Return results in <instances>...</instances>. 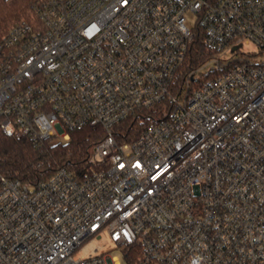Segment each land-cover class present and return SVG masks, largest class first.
Returning a JSON list of instances; mask_svg holds the SVG:
<instances>
[{
    "label": "built area",
    "instance_id": "1",
    "mask_svg": "<svg viewBox=\"0 0 264 264\" xmlns=\"http://www.w3.org/2000/svg\"><path fill=\"white\" fill-rule=\"evenodd\" d=\"M83 127L89 167L0 172V264H264V0H32L0 37V130Z\"/></svg>",
    "mask_w": 264,
    "mask_h": 264
},
{
    "label": "trees",
    "instance_id": "2",
    "mask_svg": "<svg viewBox=\"0 0 264 264\" xmlns=\"http://www.w3.org/2000/svg\"><path fill=\"white\" fill-rule=\"evenodd\" d=\"M31 1L7 3L0 0V37L10 24L28 13ZM193 48L201 58L206 55L201 39ZM129 123H124V127ZM100 136L99 129L83 127L72 131L68 140L47 142L39 149L27 138L7 136L0 130V172L13 178L38 181L52 175L59 165H68L76 170L89 167L90 151Z\"/></svg>",
    "mask_w": 264,
    "mask_h": 264
},
{
    "label": "rangeland",
    "instance_id": "3",
    "mask_svg": "<svg viewBox=\"0 0 264 264\" xmlns=\"http://www.w3.org/2000/svg\"><path fill=\"white\" fill-rule=\"evenodd\" d=\"M187 23H188V25L189 26H193L194 25V21L192 20V17H191V15H189V18H188V21H187ZM247 47L250 49V50H252V51H257L258 49H257V47L255 46V44H248L247 45ZM231 54V53H230ZM115 255H119L120 257H122V255L119 253V252H115L114 253Z\"/></svg>",
    "mask_w": 264,
    "mask_h": 264
}]
</instances>
